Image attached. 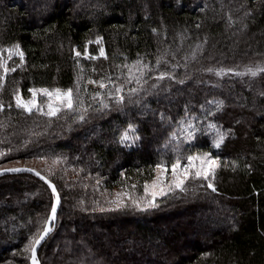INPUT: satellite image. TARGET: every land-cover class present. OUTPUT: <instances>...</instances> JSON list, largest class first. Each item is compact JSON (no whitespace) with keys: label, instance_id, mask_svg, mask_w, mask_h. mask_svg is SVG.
<instances>
[{"label":"trees","instance_id":"16d2710c","mask_svg":"<svg viewBox=\"0 0 264 264\" xmlns=\"http://www.w3.org/2000/svg\"><path fill=\"white\" fill-rule=\"evenodd\" d=\"M15 44L25 60L0 87V163L58 160L36 169L61 199L41 264H264V71H247L264 69V0H0V48ZM85 45L96 59L76 57ZM137 60L147 67L129 77ZM117 85L123 101L109 95ZM30 88H71L83 104L29 113L13 93ZM186 118L201 131L167 145ZM129 123L138 138L122 143ZM209 123L226 134L219 148ZM204 152L220 158L215 190L190 178L136 207L156 164ZM113 191L131 199L113 208ZM51 202L29 174L0 177V264H29Z\"/></svg>","mask_w":264,"mask_h":264},{"label":"snow or ice","instance_id":"6c2138e0","mask_svg":"<svg viewBox=\"0 0 264 264\" xmlns=\"http://www.w3.org/2000/svg\"><path fill=\"white\" fill-rule=\"evenodd\" d=\"M100 37H97V42L100 41ZM5 52H7V58H5ZM76 57H80L83 55L87 59H96V56H93L89 53L87 45H85L84 52L81 53L80 51L75 52ZM13 56H16L20 60V64L15 65L13 67H9V61L12 60ZM99 56H105V50L103 47H100L99 49ZM25 60V53L21 49L19 44H15L12 47L8 48H0V87H2L5 77L8 73L16 71L18 67H21ZM159 63V61H157ZM133 66H137L135 70L137 72L142 71L143 68H146L147 65H141V62L139 60L134 61L133 65L127 66L129 68L128 75L129 77L133 76ZM208 71H212V69H208ZM232 69H220L217 70V74L223 75L225 72H231ZM247 71L251 72L253 76L257 74V72L264 71V69H247ZM170 75V73L167 72H161L159 74L160 78L163 79L165 76ZM174 78V77H173ZM137 83L140 82V77H136ZM92 83H95V81H91ZM114 83V82H113ZM107 85L104 83L103 80L100 82V87L105 88ZM123 90V85H117L115 87V93H109V95L116 94L119 101H123L124 96L120 95V93ZM31 93V96L29 99L25 100L23 96L21 95L19 90H16L13 93L15 104L17 108H22L24 111L31 113L33 109H36L37 111L42 112L45 115L48 116H55L57 113H59L62 109H68L72 110L74 109V106L76 103L83 104V101H79L74 99L73 96V89L69 88L67 90H61L60 88H54V89H48V88H30L28 90ZM137 89L130 88L129 92H136ZM43 94V96L47 97V112H44L43 107L38 103V95ZM96 96H100L101 93L97 92L95 94ZM222 101L217 103V107L222 105ZM11 105H9L10 107ZM4 107V104L2 101H0V109ZM163 118V116H162ZM80 119H83V116H80ZM129 130L133 133V135H129ZM206 131H215L216 136L214 137L212 143L213 146L216 148H219L221 143L223 142L225 138V133L221 131V129L214 123H209L206 126ZM201 129L196 127L195 124H193L191 121H189L187 124L181 123L180 125V135L184 137L185 140L191 141L195 138V133L200 132ZM136 128L135 125L129 123L127 126V129L122 133L121 135V142L132 140L134 141L138 137L135 136ZM173 137H177V133L173 131L171 134ZM177 139H179L177 137ZM5 155L3 152H0V156ZM219 157H214L210 152H204V153H193L189 154L186 157H184V160H186V163H182V160L180 157H177L173 163H171V181H167L166 176L164 177L166 183L168 186L161 187L159 186V181L161 179V174L167 173L169 165H166L164 163H158L156 164L155 168L158 170L157 177L153 180L151 189L149 186V183L145 181L144 183V192L147 195L151 191V197L152 200L149 201L148 206L155 207V198L158 195H165L167 191H171L174 188H180L183 189V186L185 182L190 178H203L204 180H208V187L215 190L214 185L211 183L210 177H214L216 169L219 167ZM22 171H28V172H35L37 176H40L41 173L33 168H20V167H5L0 169V172H22ZM45 179H47L45 177ZM48 183L51 185L52 193L55 196V202L51 203V211L50 215L47 217V220L44 223V226L42 227V230L38 229L35 234L30 238L29 244L25 246V250L30 251V258H31V264H40L39 260L37 259V248L39 245H41V242L45 239L46 235L52 230L50 227V222L53 221L56 217L57 213V206L60 201L59 194L56 191V188L54 185L51 184V181H48ZM121 195L128 196L129 199L131 197L127 194H121L117 193V200L114 201L116 204V207L119 208L124 204V201L120 199ZM134 204H139V201L133 200Z\"/></svg>","mask_w":264,"mask_h":264},{"label":"rangeland","instance_id":"374dc122","mask_svg":"<svg viewBox=\"0 0 264 264\" xmlns=\"http://www.w3.org/2000/svg\"><path fill=\"white\" fill-rule=\"evenodd\" d=\"M5 58H7V52H5ZM18 60H19L18 57L13 56L12 60L9 61V65L8 66L10 67L11 65L16 64V62ZM106 85L108 86L109 84H106ZM88 89L93 90V91H97V90L103 89V88H101L100 85H96V86L88 87ZM30 96H31V93L29 94V96L27 98H24V97L23 98L25 100H27V99L30 98ZM40 98H41V101H39ZM46 101H47V97L43 96V94H39L38 95V103L43 107V109L45 111H47ZM189 121L192 122V118L183 119V120H181L178 123L177 127H175V129L173 131H175L177 133V137L179 139H177V137H173L171 135L173 133L172 132L170 134V136H169V141H167V145H168V142L169 143H173V144H178V143L182 142V144L177 145V147H178L180 145H184L183 144L184 142H187V140H185L184 137L182 135H180V125H181V123L187 124ZM181 160H182V163H186V160H184V157ZM57 161L58 160H56V159L51 160V159L36 158V157H33V158L29 157V158H22V159L14 158V159H10L8 161H4V162L0 163V168H4V167H15V166H30L32 168H35V169H38V170H42L43 172H46L47 173V172H51L52 169H56L57 168V163H56ZM157 174H158V170L155 169V173H154L153 177L149 181H147L149 183L150 189H151V185H152L153 180L157 177ZM165 176H166L167 181H171L172 176H171V167H170V165L168 167L167 173L161 174V179L158 182L159 183V186L166 188L168 186V184L166 183V181L164 179ZM178 189H180V188H174L173 187V189L171 191L178 190ZM168 192H170V191H167L166 194ZM117 193L124 194L125 192L113 191L112 197L110 198V204H111L110 206L113 207V208H117L116 207V204L114 203V201L117 200ZM163 196L164 195H158V196H156V198H155V204H156V201L159 200ZM120 199L124 200V199H126V196L121 195ZM150 200H152L151 191L146 195L145 192H144V190H143L142 196L139 197V199H138L139 204H137L136 207L137 208H148V207H152V206H148ZM132 227H133L132 224L129 225V226H127V228H128L127 230L132 231Z\"/></svg>","mask_w":264,"mask_h":264},{"label":"water","instance_id":"95a60500","mask_svg":"<svg viewBox=\"0 0 264 264\" xmlns=\"http://www.w3.org/2000/svg\"><path fill=\"white\" fill-rule=\"evenodd\" d=\"M15 167H20V168H32V167H30V166H15ZM4 168H5V167H4ZM0 169H2V168H0ZM33 169H35V168H33ZM37 171H38V170H37ZM40 173H41V172H40ZM13 174H29V175L35 177L36 179H38L40 182H42V183L48 188V190H49V192H50V194H51V196H52V202H51V203L55 202V196H54V194L52 193L51 185L48 183V181H51V180H49L44 174L41 173L40 176H37V175L35 174V172H28V171H22V172H0V177H1V176H5V175H13ZM45 177H46L47 179H45ZM51 184L55 186V184H54L52 181H51ZM55 188H56V186H55ZM56 191H57V193L59 194L57 188H56ZM59 197H60V195H59ZM60 203H61V199H60L59 204H58V206H57L56 217H55V219H54L53 221L50 222V227H51L52 230L46 235L45 239L41 242V245H39L38 248H37V259H38V260H39V258H38V251H39L40 247H41L42 244L47 240V238L50 236V234L53 232V230H54V228H55V226H56V222H57V214H58V210H59V207H60ZM50 211H51V207H50V210H49L48 216L50 215ZM48 216H47V217H48ZM46 220H47V219H46ZM30 256H31V254H29V259H28V263H29V264H31V258H30ZM39 262H40V260H39ZM40 264H41V262H40Z\"/></svg>","mask_w":264,"mask_h":264}]
</instances>
